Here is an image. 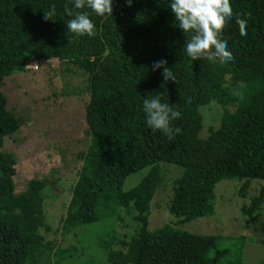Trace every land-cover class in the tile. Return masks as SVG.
Segmentation results:
<instances>
[{"label":"trees","instance_id":"16d2710c","mask_svg":"<svg viewBox=\"0 0 264 264\" xmlns=\"http://www.w3.org/2000/svg\"><path fill=\"white\" fill-rule=\"evenodd\" d=\"M169 3L132 0L129 7L126 0H112V15L101 17L87 7L75 9L74 0H0V148L3 138L20 126L1 91L7 76L25 71L28 61L52 58L83 70L89 143L78 153L83 164L62 227L119 221V210L128 212L134 231L99 242L103 264H216L226 251L214 248V236L176 226L213 213L219 180L246 179L240 195L250 179L264 180V0H230L233 15L221 38L234 60L223 65L187 55L184 47L192 33L176 25ZM65 4L74 12H89L95 35L68 32L72 17L64 12ZM52 5L56 15L46 21L44 11ZM237 16L247 21L246 36L240 34ZM160 60H167L177 82L165 81L163 68L153 70ZM240 81L247 85L243 99L234 95ZM159 93H164L162 103L181 113L171 122L181 132L171 140L146 123L143 101ZM213 99L223 107L219 126L199 138V107ZM160 162L181 168L166 203L176 221L149 230L151 201L164 181ZM146 166L147 174L123 190L124 179ZM15 172L13 156L0 151V264H41L50 253L58 262L64 250L54 251L55 241L40 232L51 230L42 199L47 181L33 178L15 193ZM263 203L264 184L242 211L252 214Z\"/></svg>","mask_w":264,"mask_h":264},{"label":"rangeland","instance_id":"374dc122","mask_svg":"<svg viewBox=\"0 0 264 264\" xmlns=\"http://www.w3.org/2000/svg\"><path fill=\"white\" fill-rule=\"evenodd\" d=\"M86 77L74 64H59L57 58H52L41 60L37 70L12 72L1 87L7 97V108L20 120V126L3 138L0 151L10 153L15 159V193L25 190L33 178L47 181L42 199L51 230L41 229L40 232L55 241L54 251L64 250L59 253V264H103L105 254L98 248L99 242H108L112 236L122 239L135 228L131 215L125 210H119V221L109 218L70 230L62 227L70 189L83 164L78 153L85 151L89 143L85 116ZM222 110L214 99L199 107L202 118L199 138L208 137L211 130L219 126ZM159 165L164 171V181L151 201L149 230L176 221L166 203L181 168L167 162ZM148 170L146 166L129 174L124 179L123 190L134 187ZM245 181L244 178L219 180L214 186L213 213L176 226L188 232L214 236V248L226 251L216 264H264V203L252 214L242 211V206L248 205L258 194L264 180L250 179L240 195ZM56 262L50 253L41 264Z\"/></svg>","mask_w":264,"mask_h":264},{"label":"clouds","instance_id":"9594fccd","mask_svg":"<svg viewBox=\"0 0 264 264\" xmlns=\"http://www.w3.org/2000/svg\"><path fill=\"white\" fill-rule=\"evenodd\" d=\"M128 6H131L132 0H126ZM87 7L97 16L105 14L112 15V0H74V8L81 10ZM168 7L174 13L176 25L184 33H192L190 39L186 40L185 51L193 60L207 58L208 60L218 59L220 64H227L234 60L231 51L228 50L227 41L221 38V32L224 29L229 18L232 17V7L230 0H170ZM64 12L72 17L66 26L68 32L76 36L87 34L89 37L95 35V24L90 19L89 12L76 11L65 4ZM56 15L55 5L51 6L49 11H44V19L53 20ZM236 23L239 25L240 34L246 36L247 21L237 16ZM30 68L38 69L39 63L27 65ZM163 68V77L165 81L177 82L176 76L171 68L167 67V60H160L154 63L153 70ZM246 83L238 82L234 95L243 99V89ZM161 87H164L162 84ZM159 93L153 97H147L143 101V110L146 113L147 125L163 132L169 140L174 138V134H179L181 129L173 127L171 122L180 118L181 113L161 102Z\"/></svg>","mask_w":264,"mask_h":264},{"label":"built area","instance_id":"2783aa9c","mask_svg":"<svg viewBox=\"0 0 264 264\" xmlns=\"http://www.w3.org/2000/svg\"><path fill=\"white\" fill-rule=\"evenodd\" d=\"M33 63H39V65H41V60H33V61H28L26 64H25V69L27 70H37V69H33V68H30L28 67L27 65L29 64H33Z\"/></svg>","mask_w":264,"mask_h":264},{"label":"crops","instance_id":"0c3cea01","mask_svg":"<svg viewBox=\"0 0 264 264\" xmlns=\"http://www.w3.org/2000/svg\"><path fill=\"white\" fill-rule=\"evenodd\" d=\"M43 60H45V59H43Z\"/></svg>","mask_w":264,"mask_h":264}]
</instances>
